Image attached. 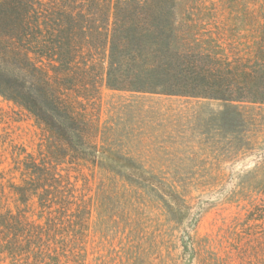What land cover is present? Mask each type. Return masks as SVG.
Masks as SVG:
<instances>
[{
    "label": "rangeland",
    "instance_id": "rangeland-1",
    "mask_svg": "<svg viewBox=\"0 0 264 264\" xmlns=\"http://www.w3.org/2000/svg\"><path fill=\"white\" fill-rule=\"evenodd\" d=\"M167 2L143 9L133 41L149 40L165 9L169 65L150 70L159 55L136 41L109 76L74 77L73 99L99 124L89 137L100 152L84 168L94 171L89 264H264V221L251 217L264 216V0ZM38 82L0 70V182H20L26 154H46L58 134Z\"/></svg>",
    "mask_w": 264,
    "mask_h": 264
},
{
    "label": "trees",
    "instance_id": "trees-1",
    "mask_svg": "<svg viewBox=\"0 0 264 264\" xmlns=\"http://www.w3.org/2000/svg\"><path fill=\"white\" fill-rule=\"evenodd\" d=\"M154 2L172 8L167 0H0V70L35 75L52 92L61 116L46 154L27 153L21 181L12 176L0 182V264H89L94 171L84 168L100 152L89 137L99 124L70 92L80 87L74 77L91 68L103 67L109 76L120 46L129 49L136 41L145 57L159 55L149 62L150 70L169 65L170 35L161 23L168 18L165 9L152 18L149 40L133 41L137 33L143 36L134 28L138 15ZM29 101L24 98L22 105L52 133L50 121L41 120L43 108ZM75 136L89 155L75 146ZM251 217L264 221V216Z\"/></svg>",
    "mask_w": 264,
    "mask_h": 264
}]
</instances>
